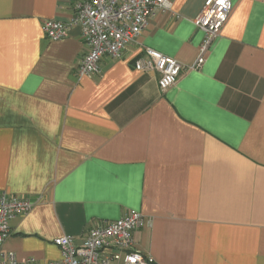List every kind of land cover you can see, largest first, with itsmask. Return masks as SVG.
Listing matches in <instances>:
<instances>
[{
	"label": "crops",
	"instance_id": "1",
	"mask_svg": "<svg viewBox=\"0 0 264 264\" xmlns=\"http://www.w3.org/2000/svg\"><path fill=\"white\" fill-rule=\"evenodd\" d=\"M81 1L0 0V196L34 203L0 263L56 261L55 240L81 246L136 211L155 264H264V0H230L204 65L166 92L135 62L152 49L192 66L206 0H168L123 59L83 78L80 29L44 32Z\"/></svg>",
	"mask_w": 264,
	"mask_h": 264
},
{
	"label": "built area",
	"instance_id": "2",
	"mask_svg": "<svg viewBox=\"0 0 264 264\" xmlns=\"http://www.w3.org/2000/svg\"><path fill=\"white\" fill-rule=\"evenodd\" d=\"M76 13L69 22L48 20L44 24L46 37L51 41L66 38L69 31L78 27L85 48V55L77 66L80 78L102 73L100 63L105 58L121 60L131 44L137 42L158 12L172 11L168 0H83L76 5ZM233 11L230 0H206L194 25L203 32V40L196 62L187 68L174 58L152 49L135 62V69L142 73L159 74V87L166 92L174 87L182 73L201 68L210 49L223 30ZM34 203L18 196H0V251L11 235L10 221L25 216ZM146 223L136 211L120 219L94 227L87 233L81 246L74 238L65 236L55 240L61 252L60 259L46 264H155L150 256L137 249L136 233ZM0 264H41L30 257L22 263L10 258Z\"/></svg>",
	"mask_w": 264,
	"mask_h": 264
},
{
	"label": "snow or ice",
	"instance_id": "3",
	"mask_svg": "<svg viewBox=\"0 0 264 264\" xmlns=\"http://www.w3.org/2000/svg\"><path fill=\"white\" fill-rule=\"evenodd\" d=\"M221 2H223V0H221Z\"/></svg>",
	"mask_w": 264,
	"mask_h": 264
}]
</instances>
